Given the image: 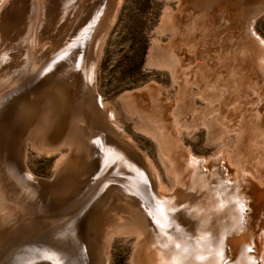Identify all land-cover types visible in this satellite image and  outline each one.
Returning a JSON list of instances; mask_svg holds the SVG:
<instances>
[{"label": "rangeland", "instance_id": "obj_1", "mask_svg": "<svg viewBox=\"0 0 264 264\" xmlns=\"http://www.w3.org/2000/svg\"><path fill=\"white\" fill-rule=\"evenodd\" d=\"M17 1L0 0L2 12H14L13 17H16L6 19L8 12L3 15L0 10V19L5 17L0 21V235L7 232L3 236L4 242L0 241V248H3L0 251V264H69V261L61 259L58 244L67 245L76 241L68 238V231L64 232L66 226L71 228L67 221L70 217L84 222L83 251L88 250L87 244L90 246L93 242L105 241L111 230L116 228L109 243L110 264H135L142 234L131 227L134 218L139 217L137 212L141 208H133L136 209L135 217L134 214L130 215L131 207L126 199H135L132 202L134 205L131 204L133 207H140L138 201L146 200L145 196L150 195L151 188L148 191L146 187L147 182L151 183L150 178L147 179L149 176L135 174L146 169L150 173H154V169L158 171L166 189L179 193L178 203L170 204L174 208L169 207L171 210H168L171 215L169 218L175 222L176 227L178 225L181 230L187 229L189 223H195L202 230L198 231L197 227L188 228L194 237H201V233H204L201 239L203 242L218 241L216 247L203 245L204 249L213 251L215 257L219 256L217 262L226 256L230 244L234 245L241 264L242 259L249 256L252 246L255 250L261 249L264 254V53L258 49L251 52L249 43L242 39L241 33H237L244 26V33L250 35L248 18L256 16L253 31L264 44V0H40V12L36 6L29 7V0H21L29 4L27 10L34 16L30 17L27 13L25 20L21 18L19 7L14 5ZM46 1L48 3L45 5ZM35 8L38 12H35ZM112 10L117 12H114L115 17L113 15L115 19L110 16ZM48 11H51V15ZM108 16L113 18V22L112 27H107L109 31L96 71V88L105 108L113 115L111 122L117 126H105L109 127L110 133L113 131L116 136L129 142L147 160L143 159L145 165L141 169L140 164L138 166L127 161L126 152L120 145L111 142L110 145L107 140L103 145L106 151L100 150L102 160H98L90 172V164L88 166L86 160L80 157L75 159L71 146L65 144L61 150L52 153L37 139L35 130L38 126H50L46 120V110L39 107H44L47 103L45 106H48V110L56 108V114L50 115L55 122L50 130L54 129L51 133L58 145L61 144V138L68 135L69 117L68 108L57 97L56 87L45 82L49 74L43 75L39 69L46 71L52 64L57 70L62 59L81 56L80 50L87 46L88 41L85 40L88 38V50L92 51L91 45L95 42L92 39L96 38L95 33L99 32L97 30L104 29ZM45 19L53 25L48 27ZM41 32L49 38H44L37 44V37ZM8 35L10 40L7 39V42ZM24 37H28V40L31 37L27 53L21 47L24 42H28L23 40ZM47 47L54 51L50 56L52 58L43 56L39 61L37 57H40V52L42 54L49 51ZM236 47H240L239 50L236 51ZM241 48L244 50H240ZM14 49H19L20 53ZM254 57L261 66H252L248 70L250 77H246L247 72L243 70L242 64L246 62L244 59L249 58L253 63ZM54 67L50 70H54ZM236 76L241 78L240 81ZM37 110L40 112L38 119L35 117ZM109 121L104 118L105 123L102 124ZM29 127L34 128V133L29 132L32 130ZM83 132L88 134L91 131L86 129ZM42 134L43 132L39 135ZM19 141L26 145V164L36 177L57 180L59 185L61 181H69L68 187H57L56 191H52L54 196L47 194L48 189H44V193L36 187L35 192L24 190L20 185L18 172L14 173V162L18 155L15 148ZM188 158H192L197 167L200 165L199 169L207 172L206 175L213 173L214 183L205 192L192 190L190 195L186 191L191 187L187 178L194 181V176L197 175L193 169L189 171L190 167L186 164ZM67 161L71 162L67 167L69 172L65 173L60 167ZM16 169L18 170L17 167ZM88 171L95 173L87 174ZM220 182L229 183L234 191L230 193L227 213L222 218L226 225L223 230L212 229L218 227L219 220L214 216V211L220 210V206L213 203L210 205L209 199L201 196L210 191L216 192L215 196H218L219 191H222L218 187ZM222 187L226 189V186ZM234 187L240 188L242 195L247 198L242 205L235 202L233 204L230 199L231 195L239 194V190ZM90 189L99 193L89 196L87 194ZM127 193L132 196L128 197ZM101 196H105L103 200L99 199ZM199 198L201 202L198 201ZM149 200L156 203L155 199ZM197 201L199 211L193 207ZM218 202L215 199V203ZM176 209L181 216L176 213ZM206 212H211V215ZM200 215L205 216L202 220L211 225H202ZM211 229L213 233H210ZM59 233L64 235L59 236ZM76 251L78 248L71 253L69 251V254L78 258ZM209 256L206 253V257Z\"/></svg>", "mask_w": 264, "mask_h": 264}, {"label": "bare ground", "instance_id": "obj_2", "mask_svg": "<svg viewBox=\"0 0 264 264\" xmlns=\"http://www.w3.org/2000/svg\"><path fill=\"white\" fill-rule=\"evenodd\" d=\"M17 1V0H16ZM27 1V0H26ZM26 1H17L15 2L17 7H19V11H20V15L21 18L23 20L24 17H26L27 13L29 14L30 11L27 10V7H28V3H26ZM31 3V5L29 7H39L40 5V0H29ZM40 1V2H39ZM45 1V0H44ZM50 1V0H49ZM54 1V0H53ZM73 1V0H72ZM119 1V0H118ZM121 1V0H120ZM52 2V1H51ZM63 2V1H62ZM115 2V1H114ZM113 2V3H114ZM46 3H48L47 1L45 2V5ZM56 3V1L54 2ZM78 3V1H77ZM112 4V3H111ZM120 4V3H119ZM48 5V4H47ZM60 5V4H59ZM2 6V5H1ZM49 6V5H48ZM48 6L46 7V9L48 8ZM56 6V5H55ZM77 6V5H76ZM11 7V6H10ZM16 7V8H17ZM21 7V8H20ZM51 7V6H49ZM60 7V6H59ZM71 7V6H69ZM111 7V6H110ZM113 7V6H112ZM111 7V8H112ZM5 8V7H4ZM77 8V7H76ZM75 8V9H76ZM114 8H116V5L114 6ZM3 9V8H2ZM8 9V8H6ZM40 8H38V11L40 12L39 10ZM50 9V8H49ZM67 9V8H66ZM73 9V8H71ZM110 9V8H109ZM1 10V8H0ZM11 10V8H10ZM36 10V8H35ZM34 10V11H35ZM45 10V9H44ZM56 10V8H55ZM63 10V9H62ZM69 11V9H67ZM94 10V9H93ZM3 10H1V13ZM18 11V12H19ZM33 11V10H32ZM31 11V13H32ZM33 11V12H34ZM37 10L35 12H38ZM58 11V10H57ZM61 10H59L60 12ZM64 11V10H63ZM110 11V10H108ZM118 11V10H117ZM4 12H5V9H4ZM8 12V11H7ZM3 13V15L6 13ZM10 12V13H9ZM7 13V15L5 16L6 19H10V18H16V17H13V13H11V11H9ZM46 12V11H45ZM50 12V15H51V11H48L47 13L49 14ZM58 12V13H59ZM76 12V11H75ZM114 12L116 11H113L112 10V14L110 13V16L114 17L116 16L114 14ZM44 13V11H43ZM56 13V12H55ZM67 14L70 13V12H66ZM117 13V12H116ZM242 13V12H241ZM34 15H36L35 13H33ZM38 14V13H37ZM57 14V13H56ZM55 14V16H56ZM60 14V13H59ZM58 14V15H59ZM72 14V13H70ZM69 14V15H70ZM74 14V13H73ZM30 15V14H29ZM104 14H102L103 16ZM109 15V13L107 14ZM106 15V17H107ZM17 16V15H16ZM33 16V15H30V17ZM5 17H1L0 21L2 20V18L5 19ZM34 17V16H33ZM69 17V16H68ZM72 17V16H71ZM109 17V16H108ZM113 17V18H114ZM237 17V16H236ZM27 18V17H26ZM50 18V17H49ZM113 18H110L108 19V21H106L105 25H102L104 26V29H100V30H97L99 31L98 34L95 33V36L96 38H93L92 41H95L93 43V49L92 51L89 52L88 49H90V47L88 46L89 44V38L85 41H88V44L87 46H83L84 48L82 50H80V55L79 57H76V58H73L74 56H72L71 59L67 58L66 60L62 59L61 60V63L60 65L57 67V70L55 69V67L51 64L49 65V67L46 69V71H43L42 69L40 70L39 69V72L43 75H48V79L47 81L45 82H48L47 84L49 85H54L56 87V90H57V97L59 99H61V101L64 103L63 105H65L67 108H68V122H67V126H68V135H64L62 138H61V144L58 145V141L55 139V137L52 135L53 133V130L51 131L50 128L51 126H54V123L53 122V117L51 118L50 115L52 114V116H54L57 112L56 110V104H53L52 105H55V109L53 108H50L48 110V106L46 107L45 105L47 103H45L44 105V102L42 105H44V107H39L42 108L43 110H46V120H48V124L50 123V126H46L44 124V126H38L37 130L36 131V135H37V139L42 142L41 144H43L45 147V149L49 152H52L53 151H58V150H61L60 148L62 146H65V144H67V146H71L70 148L73 149V152H74V155H75V159H77L78 157H80V159H84L86 160L85 162L88 164H90V172H91V167L93 169V166H96L98 160H100L101 158H103L101 156V152L100 150L103 149V145H105V143H107V140L109 141V143H114V144H118L122 147V149L124 150V152H126V156H127V161L129 163H133L134 164H139L142 166L141 169L143 168V166L145 165V163L143 162V159L144 161L147 160L145 158H143V154L141 155L140 152H138L129 142H126L125 140H122L120 137L116 136L113 131H111L110 133V129L109 127H106L107 125H110V126H117L115 123H112L110 118H113V115L110 114L108 108L106 109L105 108V104L103 103V101L101 100V97L99 96L98 92H97V88H96V79H97V67H98V62L100 60V57L102 55V51H103V47H104V42H105V38H106V35L109 31V28L112 27L111 26V22H113ZM19 19V18H18ZM53 19V17L51 18ZM63 19V18H62ZM99 19V18H98ZM104 19V18H103ZM115 19V18H114ZM249 19V29H250V35L248 33H244V26L242 27V30H238L237 33H241L243 35V38L242 39H246L245 41L248 42L249 44V49L251 50V52L253 51H257L260 50L264 53V44L262 43L261 39L259 37L256 36L255 32L253 31V24L255 23V20H256V16L254 17H251V18H248ZM22 20V21H23ZM27 20V19H26ZM29 20V19H28ZM46 20V19H45ZM102 20V19H101ZM100 20V21H101ZM4 21V20H3ZM11 21V20H10ZM35 21V20H34ZM47 23H48V20H46ZM45 21V22H46ZM52 21V20H51ZM89 21V19H88ZM232 21H235V20H232ZM2 22V21H1ZM25 22V21H24ZM31 22V21H29ZM44 22V23H45ZM54 22H55V19H54ZM52 21V23H54ZM230 22V21H229ZM7 23V22H6ZM5 23V24H6ZM23 23V22H21ZM28 23V22H27ZM96 23V21H95ZM245 23V22H244ZM2 23H0L1 25ZM7 24H10V23H7ZM39 24V21L37 20V24ZM57 24V23H56ZM97 24V23H96ZM12 25V24H11ZM25 25V24H23ZM41 25V24H40ZM48 27H51L49 25H53L48 23L47 24ZM62 25V24H61ZM91 25V24H90ZM101 25V26H102ZM15 26V25H14ZM30 26V24L28 25ZM44 26V25H42ZM55 26V25H54ZM96 26V25H95ZM98 26V25H97ZM100 26V25H99ZM98 26V27H99ZM100 26V27H101ZM7 27V26H6ZM10 27V26H9ZM13 27V26H12ZM21 27V26H20ZM26 27V26H25ZM47 27V26H46ZM109 27V28H107ZM14 28V27H13ZM17 28V27H15ZM28 28V27H27ZM33 28V27H32ZM40 28V27H39ZM64 28V27H63ZM6 29V28H4ZM21 29V28H20ZM26 29V28H24ZM83 29V28H81ZM99 29V28H98ZM241 29V28H240ZM15 30V29H14ZM19 30V28L16 30V32ZM31 30V29H30ZM69 30V29H68ZM95 30V28H94ZM7 31V30H5ZM22 31V30H20ZM28 31V30H26ZM25 31V32H26ZM82 31V30H81ZM92 31V30H91ZM9 32V31H8ZM14 32V31H13ZM36 32V31H35ZM45 32V31H43ZM43 32H41L38 37H37V44L38 42H41L42 39L46 38V35L43 34ZM15 33V32H14ZM19 33V32H18ZM47 33V32H46ZM94 33V32H93ZM22 34V33H21ZM43 34V35H42ZM92 34V33H91ZM12 35V32L11 34ZM8 35V38L9 39V36ZM14 35V34H13ZM28 35V33H27ZM255 35L256 37L254 38ZM22 36V35H21ZM30 36V35H29ZM28 36V37H29ZM6 37V36H5ZM12 37V36H11ZM15 37V36H14ZM17 37V36H16ZM19 37V36H18ZM28 37H26L27 39H25V37L23 38V40H28ZM32 37V36H31ZM30 37V38H31ZM3 38V37H1ZM21 38V37H19ZM29 38V40H30ZM13 39V38H12ZM11 39V41H12ZM51 39V38H50ZM49 39V40H50ZM254 39V40H253ZM10 40V39H9ZM16 40V38H15ZM21 39H18V41H20ZM22 40V41H23ZM24 40V41H25ZM28 40V42H24L23 45H21L23 49V52L24 53H27V50H29V43L30 41ZM56 40V39H55ZM241 40V39H240ZM46 41V40H45ZM44 41V42H45ZM54 41V39H53ZM82 41V40H81ZM84 41V43H85ZM90 40V43L92 42ZM8 42V40H7ZM10 42V41H9ZM59 42V41H58ZM61 42V41H60ZM6 44V43H5ZM11 46L13 47L12 43L10 42ZM14 44V43H13ZM51 45L52 42L50 43ZM55 44V43H54ZM242 44V43H241ZM15 45H17V43H15ZM19 45V44H18ZM42 45V44H41ZM47 45V44H46ZM9 46V47H11ZM54 46V45H53ZM3 47V46H2ZM17 48L20 49V47L16 46ZM40 47V45L38 46ZM246 47V46H245ZM15 48V46H14ZM46 48V47H45ZM48 48V47H47ZM240 48V47H239ZM238 47H236V51L239 50ZM12 49V48H11ZM10 49V50H11ZM18 49V51H19ZM51 49L50 47L48 48V50ZM240 50H244V48H241ZM13 51V50H12ZM14 51L16 52L17 50L14 49ZM17 51V53H18ZM22 51V50H21ZM88 51V52H87ZM8 52V51H7ZM14 52V53H15ZM22 52V53H23ZM54 51L52 50H49V51H44L40 52V57H37L39 59V61L41 60V57H48L49 59L50 56H52ZM57 52V51H56ZM221 52V51H220ZM13 53V54H14ZM20 53V51H19ZM76 53V50L74 52V54ZM255 53V52H254ZM7 54V53H6ZM4 54V56L6 55ZM10 54V53H9ZM9 54L7 56H9ZM12 54V55H13ZM73 54V55H74ZM83 54V56H82ZM259 54V53H258ZM2 55V54H1ZM26 55V54H25ZM24 55V56H25ZM257 55V54H256ZM260 55V54H259ZM18 56V54H17ZM20 56V55H19ZM23 56V55H22ZM21 56V59L23 58ZM71 56V55H70ZM14 56H12L13 58ZM31 57V56H30ZM251 57V56H250ZM6 59V57H4ZM17 58V57H16ZM20 58V57H19ZM25 58V57H24ZM255 58V57H254ZM4 59V60H5ZM37 59V60H38ZM73 59V60H72ZM2 60V59H1ZM0 60V61H1ZM13 60V59H12ZM64 60V61H63ZM246 62L242 64V68L243 70H245L247 72V75L246 77H250V72L248 74V70L250 71L251 67L252 66H258L257 68H259L261 66V63H257L256 58L253 59V63H251L249 60L250 58L247 60V59H244ZM7 61H10V60H7ZM18 61V60H17ZM15 62V61H14ZM24 62V61H23ZM43 62V61H42ZM2 64V61L0 62ZM4 63V62H3ZM11 63V62H10ZM263 63V62H262ZM0 64V65H1ZM9 64V63H8ZM7 64V65H8ZM12 64V63H11ZM9 64V65H11ZM6 65V64H4ZM13 65V64H12ZM11 65V66H12ZM15 65L17 67V64L15 62ZM42 65V63H41ZM45 65V63H44ZM47 66V65H46ZM2 67V65L0 66V68ZM14 67V65H13ZM12 67V68H13ZM43 67V66H42ZM41 67V68H42ZM52 67H54V70H50ZM224 67V66H223ZM4 68V67H3ZM45 68V67H43ZM1 70V69H0ZM11 70V69H10ZM50 70V71H49ZM224 70V69H223ZM6 71V70H5ZM37 72V73H39ZM6 73V72H5ZM2 74V73H1ZM0 74V75H1ZM7 74V73H6ZM5 75V74H4ZM7 76V75H6ZM29 76V75H28ZM40 77V76H39ZM238 77V76H236ZM178 78V77H177ZM181 78V77H180ZM234 78V77H233ZM235 79V78H234ZM238 81H240V77L237 78ZM244 83H246V81L244 79H242ZM34 81V80H33ZM42 82V81H41ZM40 85V84H39ZM46 85V84H45ZM27 86V85H26ZM38 86V85H36ZM28 87V86H27ZM22 88V87H21ZM40 88V87H39ZM36 89V87H35ZM34 89V90H35ZM43 89V88H42ZM43 91H45L43 89ZM24 94V93H23ZM44 93H42L43 95ZM15 96V95H14ZM17 96V95H16ZM52 97V96H51ZM56 98V97H55ZM45 99V98H44ZM43 100V99H42ZM54 100V99H53ZM27 101V100H26ZM52 101V100H50ZM49 101V102H50ZM39 102V101H38ZM53 102V101H52ZM28 103V102H27ZM40 103V102H39ZM36 104V103H35ZM49 104V103H48ZM32 105V104H31ZM39 105V104H38ZM37 105V106H38ZM34 106V105H33ZM41 106V105H40ZM51 106V105H50ZM23 107V106H22ZM38 108V107H37ZM38 109V110H39ZM104 109H105V113H104ZM22 110V109H21ZM19 110V111H21ZM38 110H37V119L40 118L39 117V113H38ZM41 111V110H40ZM52 111V112H51ZM48 112H51L50 114ZM3 113V112H2ZM33 113V112H32ZM61 113V112H60ZM25 114V113H24ZM24 114H22L24 116ZM36 114V113H35ZM49 114V115H48ZM42 115V113H41ZM8 116V115H7ZM18 116V115H17ZM31 115H29L30 117ZM57 116V115H56ZM19 117V116H18ZM28 117V118H29ZM24 118V117H23ZM43 118V117H42ZM104 118L108 119L109 123H106V124H102V123H105L104 122ZM30 119V118H29ZM28 119V120H29ZM34 119V118H33ZM49 119L52 121H49ZM23 120V119H22ZM6 122V121H5ZM62 123V122H61ZM30 124V122H29ZM106 125V126H105ZM14 126V125H13ZM21 126V125H20ZM31 131L29 132H32L34 128H31L29 127ZM7 129V128H6ZM16 129V128H15ZM86 129L91 131L89 132L88 134L87 133H84L83 131L86 132ZM9 130V129H8ZM50 130V131H49ZM11 131V130H10ZM13 131V130H12ZM27 131V132H28ZM1 132V131H0ZM41 132H43L42 135H39ZM52 132V133H51ZM107 132V133H106ZM34 133V131H33ZM32 133V134H33ZM21 136V134L19 135V137ZM130 138V137H129ZM3 139V138H2ZM36 139V138H35ZM16 140H17V137H16ZM37 140V142H38ZM60 141V140H59ZM131 141V140H129ZM36 142V141H35ZM36 142V143H37ZM110 143V145H111ZM1 144V143H0ZM18 145L16 146L15 148V151L18 153L17 155V158L15 160V168H14V173L18 172L17 175L20 182V185H22L23 189L26 191H30V192H35V187L37 188V190H42V192L45 190H47V194H51L50 196L53 195V190H57L58 188L57 187H60L62 189L64 188H67L68 187V182L66 181H61V184L59 185V183H57L58 181L55 180H46V179H41V178H38L36 177V175H34L29 169H28V166L26 164V145L24 144L23 141H19L17 143ZM38 145V143H37ZM109 145V144H108ZM107 145V146H108ZM117 145V146H118ZM40 148V147H39ZM38 148V149H39ZM105 150V149H103ZM106 151V150H105ZM108 151V150H107ZM104 152V151H103ZM102 152V153H103ZM110 152V151H109ZM10 153V152H9ZM110 154V153H108ZM10 155V154H9ZM105 156V155H103ZM74 157V156H73ZM115 157V156H114ZM2 158V157H1ZM106 158V157H105ZM3 159V158H2ZM79 160V159H78ZM102 160V159H101ZM100 160V161H101ZM136 161V162H135ZM71 162V161H70ZM69 161H67L66 163H62L63 165L60 167V169H62L63 171H65V173H67L68 169V164L70 163ZM102 163V162H101ZM105 163V162H104ZM107 163V162H106ZM186 164H188V166L190 167V170L191 171L192 169L194 170L195 175L194 176V181L192 179H190L189 177L187 178V183L191 184V187H188L186 189V191L191 195V193L193 191H196V190H202L203 192H205V190L210 187L214 182H213V173L212 172H209L208 175H206V173L203 171V170H200L199 169V166L197 167L196 165V162L193 161V159H187L186 160ZM73 165V164H72ZM105 165V164H104ZM108 165V164H107ZM131 165V164H130ZM16 167L18 168V170L16 169ZM70 167V166H69ZM148 167V166H147ZM201 167V166H200ZM95 168V167H94ZM101 168V167H100ZM121 168V167H120ZM71 169V168H70ZM145 169V168H144ZM98 170V169H97ZM102 170V169H101ZM192 170V171H193ZM61 171V170H60ZM139 171V170H138ZM154 173L151 174L150 172H148V169H146V171H140V173L138 172H135V174L137 176H143L144 177H148L147 179L150 178V181H151V185H149V183L147 182L146 183V187L148 189V191H150L149 189L151 188V192H150V195L146 197V200L144 199H141L140 197V201H138L137 203L140 205V207H133V203L135 199H131V198H128V197H131L128 195V193L126 194L128 197V199H126V202L128 204H130L129 207H131L130 211H131V214H134L136 212V209L137 208H141V210H138V214L139 217H136L134 218V222H133V226L131 228H134L137 230V232L141 233L142 236L139 238V253L138 255L136 256V263L135 264H241L240 263V257L239 255L237 254V251L236 249L234 248V245L232 246L230 244V246L228 247L227 249V252L225 250L226 247L223 248V254L225 255V252H226V256L225 257H222V260H220L219 262L218 261V257H215V254L213 251L211 250H207V249H204L203 245H205L207 247V244L208 247H216L219 243L218 241H210V242H203V236H204V233H201L202 236L201 237H194L195 235L191 234L189 229L188 228H194V227H197V225L195 224H192L189 223L188 226H191V227H188L187 226V229H183L182 230L180 229V226L174 224L175 222H173V220L171 218H169L171 215H169V211L168 210H171L170 208H174V206H171L173 205V203H176L178 201V196H179V193L178 192H173V191H168L166 189V187L164 186L163 184V181L161 179V176L159 175V172L156 171L154 169ZM201 171V172H199ZM69 172V171H68ZM89 171L87 172V174H91ZM102 172V171H101ZM127 172V171H126ZM143 172V173H142ZM59 173V172H58ZM95 173V172H94ZM93 173V174H94ZM109 173V172H108ZM150 173V174H149ZM64 174V173H63ZM91 174V175H93ZM179 174V173H178ZM148 175V176H147ZM1 176V175H0ZM100 176V175H99ZM176 176V179H178L177 177V174L175 175ZM180 176V174H179ZM136 177V176H135ZM215 178V177H214ZM12 179V178H11ZM56 179V178H55ZM146 179V180H147ZM180 179V178H179ZM186 179V178H185ZM93 180V179H91ZM145 180V179H144ZM6 181V180H5ZM4 181V182H5ZM57 181V182H56ZM90 181V180H89ZM97 181V180H96ZM138 181V180H136ZM214 181H216V179H214ZM230 181H233L232 179H230ZM81 182V181H80ZM95 182V181H94ZM96 183V182H95ZM138 183V182H137ZM83 184V183H82ZM94 184V183H93ZM97 184V183H96ZM94 184V185H96ZM112 184V183H111ZM141 184V183H140ZM93 185V186H94ZM113 185V184H112ZM141 186V185H140ZM190 186V185H189ZM222 186H226V189ZM21 187V189H22ZM90 187V186H89ZM110 187V186H109ZM219 189L222 190V191H219L218 193V196L216 194V192H211L210 193H204L202 194V198H208V202L210 203V205H215V204H218L220 206V210H215L214 211V216H216V218L219 220V223H218V227H213L212 229H219V230H223L225 229L226 225L223 223V216L226 215L225 213H227V205L229 204V197H230V193H233V189L231 188L232 186L229 185V183H223L220 182L219 183ZM99 189V188H97ZM103 189V188H102ZM234 189H238L237 187H234ZM254 189V188H253ZM260 189V188H259ZM128 190V189H127ZM146 190V189H145ZM181 190V189H180ZM178 189V191H180ZM193 190V191H192ZM239 194H236L234 197L231 195V200H232V203L234 204L237 203L239 205H242V203H245L247 198L246 196H243L242 195V192L240 191L241 189L239 188ZM37 191V192H38ZM65 191V190H64ZM63 191V192H64ZM68 191V189H67ZM71 191V189L69 190ZM114 191V190H113ZM121 191V189H120ZM192 191V192H191ZM90 192V193H89ZM87 195L91 196V195H95L96 193H99V192H95L90 189ZM95 192V193H94ZM102 192V191H101ZM122 192V191H121ZM8 193V192H7ZM44 193V192H43ZM69 193V192H68ZM67 193V194H68ZM116 192H114L115 194ZM120 193V192H119ZM126 193V192H125ZM124 193V194H125ZM46 194V193H45ZM225 194H227V196H225ZM30 195V194H29ZM37 195H39V193H37ZM65 195V194H64ZM70 195V194H69ZM103 195V194H102ZM119 195V194H117ZM121 195V194H120ZM187 195V194H185ZM27 196V195H26ZM43 196H45L43 194ZM54 196V195H53ZM83 196V195H82ZM88 196V197H89ZM107 196V195H105ZM103 196V197H105ZM110 196V195H109ZM112 196V195H111ZM110 196V197H111ZM184 196V195H183ZM183 196H180V197H183ZM198 196V195H197ZM215 196V197H214ZM261 196V195H260ZM46 197V196H45ZM85 197V196H84ZM97 197V195H96ZM103 197L101 196L99 199L103 200ZM118 197V196H117ZM120 197V196H119ZM135 197V196H134ZM213 197L215 199H218L219 202L218 203H215V199H213ZM41 198V196H40ZM43 198V197H42ZM56 198V197H55ZM73 198V197H72ZM124 198V197H123ZM136 198V197H135ZM150 198L152 199H155L156 203H151L152 200H149ZM44 199V198H43ZM47 199V198H46ZM50 199V198H49ZM53 199V198H52ZM201 198H199L198 201H200ZM42 200V199H40ZM125 200V199H124ZM123 200V201H124ZM138 200V198H137ZM203 200V199H202ZM43 201V200H42ZM54 201V199H53ZM58 201V200H57ZM150 201V202H149ZM197 201V202H198ZM207 201V200H206ZM213 201V202H212ZM260 201V200H259ZM66 202V201H65ZM125 202V201H124ZM133 202V203H132ZM180 202V201H179ZM196 202V205L194 204L193 207H196V211H199L198 210V206H199V202L197 203ZM201 202V201H200ZM57 203V202H56ZM81 203V202H80ZM79 203V204H80ZM133 205H132V204ZM178 203V202H177ZM182 203V202H180ZM205 203V202H204ZM208 203V204H209ZM213 203V204H212ZM72 204V203H71ZM77 204V203H76ZM110 204V203H109ZM125 204V203H124ZM171 204V205H170ZM74 205V204H73ZM136 205V203H135ZM181 206V204H179ZM198 205V206H197ZM205 205V204H204ZM8 206V205H7ZM9 206H11L9 204ZM202 206V205H201ZM64 207V206H63ZM71 207V206H70ZM128 207V205H127ZM128 207V209H129ZM170 207V208H169ZM182 207V206H181ZM67 208V207H66ZM126 208V207H125ZM133 208H136L135 210ZM190 208V207H189ZM9 209V208H8ZM127 209V210H128ZM184 209V208H183ZM182 209V210H183ZM202 209V208H201ZM70 210V209H69ZM181 210V211H182ZM97 211V210H96ZM126 211V210H125ZM129 211V213H130ZM179 211V210H178ZM202 211V210H201ZM95 212V211H94ZM128 212V211H127ZM174 212V211H173ZM172 212V213H173ZM180 212V211H179ZM205 212V211H204ZM10 213V212H8ZM171 213V214H172ZM176 213H177V209H176ZM201 213V212H200ZM207 214H210L211 215V212H206ZM96 214V213H95ZM178 214V213H177ZM196 214V213H195ZM198 214V212H197ZM8 215V214H7ZM77 215V214H75ZM160 217H159V216ZM163 218H162V216ZM173 215V214H172ZM181 216V214H178ZM183 215V214H182ZM90 216V215H89ZM88 216V217H89ZM136 215L134 214V217ZM177 216V215H176ZM201 216V215H200ZM183 217V216H182ZM190 217V216H189ZM194 217V216H193ZM198 217V216H197ZM202 217H205V216H201L200 217V220H201V224L204 225H211V223H208V222H204L202 220ZM174 218V217H172ZM176 218V217H175ZM174 218V220H175ZM184 218V217H183ZM192 218V217H191ZM177 219V218H176ZM196 219V217H195ZM199 219V218H198ZM178 220V219H177ZM176 220V221H177ZM189 220V219H188ZM192 219H190L191 221ZM67 221L71 224L70 227L68 229L69 226H66L64 232H69V237L65 235V237L67 238H70L72 240H75L76 241H73V243H69L67 245H64V244H58L59 246V249L61 251V254H60V257L61 259L65 262L69 261L70 263L69 264H110V244L112 239L111 237H113V234L114 232L117 230L113 229L111 230L112 232L108 235V238L105 240V241H100L99 242H96L94 244L91 243L90 246L87 244V251L86 249H84L85 251L82 250V243H83V235H82V232L84 230V226L82 223L84 222H81V220L77 221L76 219L70 217L67 219ZM77 221V223H76ZM132 221V220H131ZM180 221V220H179ZM185 221V219H184ZM194 221V219H193ZM198 221V220H196ZM63 222V221H62ZM115 222V221H114ZM64 223V222H63ZM178 223V221H177ZM183 223V222H182ZM186 223V222H184ZM181 224V223H180ZM85 225V224H84ZM122 225V224H121ZM128 225V224H127ZM183 225V224H182ZM181 225V226H182ZM131 226V225H130ZM65 227V226H64ZM58 229V228H57ZM56 229V230H57ZM178 229V230H177ZM198 229V227H197ZM210 230V233H213V230ZM7 230V229H6ZM9 230V229H8ZM200 230H202V227H200ZM198 229V231H200ZM16 231V230H15ZM75 231V232H74ZM196 231V230H195ZM67 232V233H68ZM81 232V234H80ZM7 233V232H5ZM4 232H2L0 235V241H3V236L6 235ZM12 233V232H11ZM60 234V233H59ZM105 234V233H104ZM50 235V234H49ZM62 234H60L59 236H61ZM64 235V233H63ZM62 235V236H63ZM107 235V234H106ZM58 236V237H59ZM110 236V238H109ZM61 238V237H60ZM176 238H179V239H176ZM58 240V238H57ZM56 240V241H57ZM60 240V239H59ZM67 240V239H66ZM8 241V240H7ZM39 241V240H38ZM63 240H61L62 242ZM69 241V240H68ZM4 242V241H3ZM85 242V241H84ZM186 242H191V244H186ZM58 243V241H57ZM60 243V242H59ZM63 243V242H62ZM66 243V242H64ZM80 243V244H79ZM85 244V243H84ZM225 244H228L225 243ZM1 245V244H0ZM45 245H49V244H45ZM77 245V246H76ZM3 246V245H2ZM6 246V245H5ZM54 246V244H53ZM41 248V246H40ZM54 248V247H53ZM76 248H78V251H76L77 253H75L76 255H78V258H76L74 255L72 254H69V251L70 253L73 252V250H76ZM84 248V247H83ZM37 250V248H35ZM69 249V250H68ZM91 249V251H90ZM142 249V251H141ZM212 249V248H210ZM3 250V248H0V251ZM29 250V249H28ZM26 250V251H28ZM33 250V249H32ZM212 253H210V252ZM2 252V251H1ZM4 252V251H3ZM52 252V250H51ZM79 252V253H78ZM66 253V254H65ZM206 253L208 254L209 253V257H206ZM248 253L249 256L247 255V257L243 258L242 259V264H244V262L246 264H264V254H262L261 252V249L259 250H255L254 247L252 246L251 247V252L249 251ZM56 254V253H55ZM41 255V254H39ZM58 255V254H57ZM42 256V255H41ZM58 258V257H57ZM17 259V258H16ZM35 259V258H34ZM233 259H235V262L233 261ZM67 260V261H66ZM256 260V261H255ZM233 261V262H232ZM239 261V262H238ZM223 262V263H222ZM63 264V263H62Z\"/></svg>", "mask_w": 264, "mask_h": 264}]
</instances>
